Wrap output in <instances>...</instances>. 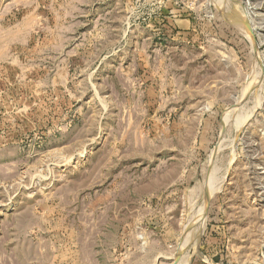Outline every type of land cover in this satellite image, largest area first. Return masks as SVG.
Instances as JSON below:
<instances>
[{"label":"rangeland","instance_id":"obj_1","mask_svg":"<svg viewBox=\"0 0 264 264\" xmlns=\"http://www.w3.org/2000/svg\"><path fill=\"white\" fill-rule=\"evenodd\" d=\"M176 263L264 264V0H0V264Z\"/></svg>","mask_w":264,"mask_h":264},{"label":"bare ground","instance_id":"obj_2","mask_svg":"<svg viewBox=\"0 0 264 264\" xmlns=\"http://www.w3.org/2000/svg\"><path fill=\"white\" fill-rule=\"evenodd\" d=\"M228 19H229V17H228ZM228 19H227V20H228ZM233 19H235V18H233ZM229 20H230V22H231V19H229ZM236 20H237V19H236ZM244 20H245V19H244ZM232 23H233V22H232ZM236 24H237V21H236ZM245 24H246V22H245ZM233 25H234V24H233ZM240 26H242V25L240 24ZM246 27H248L247 24H246ZM237 28H238V27H237ZM240 28H242V27H240ZM238 29H239V28H238ZM248 29H249V30H248V35H249L250 38H249L248 36H247V37L252 41V32H251V30H250L249 27H248ZM240 31H241V30H240ZM256 50H257V49H256ZM241 100H242V99H241ZM232 112H233V111H232ZM246 117H247V116H246ZM238 118H239V117H238ZM233 121H234V120H233ZM224 146H225V145H224ZM219 150H220V149H219ZM217 152H218V151H217ZM211 177H213V176H211ZM214 179H215V178H214ZM214 179L212 178V180H214ZM212 180H211V181H212ZM211 181H210V184H211ZM214 181H215V180H214ZM208 182H209V180H208ZM213 183H214V182L212 181V185H213ZM215 183H216V182H215ZM215 185H216V184H215ZM217 185H218V184H217ZM217 185H216V187H217ZM208 186H209V184H208ZM206 187H207V184H206ZM206 187H205V188H206ZM219 187H220V186H219ZM216 189H218V187H217ZM210 190H211V189H210ZM213 190H214V188H213ZM206 191H207V190H206ZM215 192H216V191H215ZM210 195H211V194L208 193V194H207V198H208ZM204 199H206V198H204ZM204 202H206V201H204ZM201 208H202V207H200V210H201ZM198 211H199V210H198ZM201 211H202V210H201ZM200 213H201V212H200ZM199 216H200V215H199ZM201 217H202V216H201ZM191 220H194V219H191ZM196 220H197V217H196ZM200 221H201V220H200ZM200 221H198V222H200ZM190 222H191V221H190ZM193 222H194V221H192L191 223H193ZM196 222H197V221H196ZM196 222H195V223H196ZM194 225H195V224H194ZM194 225H193V226H194ZM190 226H191V224H190ZM188 228H189V227H188ZM190 228H192V227H190ZM191 231H192V230H191ZM187 234H188V233H187ZM188 235H189V234H188ZM185 237H188V236L186 235ZM192 238H193V237H192ZM186 240H187V238H186ZM183 241H184V240H183ZM191 241H192V240H191ZM181 242H182V241H181ZM182 244H183V243H182ZM186 245H187V243H186ZM186 245H185V246H186ZM179 246H180V245H179ZM181 246H182V245H181ZM183 246H184V245H183ZM184 249H185V248H184ZM182 252H183V250H182ZM179 255H180V253H179ZM188 255H189V254H188ZM183 259H184V258H183ZM183 259H180V261L183 260ZM176 264H177V263H176ZM182 264H183V263H182Z\"/></svg>","mask_w":264,"mask_h":264},{"label":"water","instance_id":"obj_3","mask_svg":"<svg viewBox=\"0 0 264 264\" xmlns=\"http://www.w3.org/2000/svg\"><path fill=\"white\" fill-rule=\"evenodd\" d=\"M178 260V256H176V261Z\"/></svg>","mask_w":264,"mask_h":264}]
</instances>
